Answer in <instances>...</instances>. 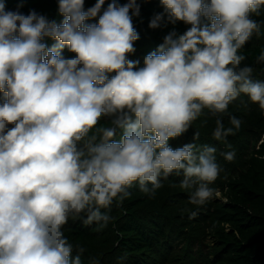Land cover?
Returning a JSON list of instances; mask_svg holds the SVG:
<instances>
[{"label":"clouds","instance_id":"9594fccd","mask_svg":"<svg viewBox=\"0 0 264 264\" xmlns=\"http://www.w3.org/2000/svg\"><path fill=\"white\" fill-rule=\"evenodd\" d=\"M160 3L150 28L189 27L169 31L138 67L128 59L139 39L137 0L106 8L96 0L87 10L85 0H58L60 22L0 2V264H82L85 250L72 255L64 226L82 219L99 232L112 219L102 209L122 204L134 185L152 197L162 179L182 173L190 204L219 196L210 186L221 172L216 147H197L199 133L175 149L169 142L205 109L218 117L215 140L234 135L241 120L230 116L225 128L219 117L241 94L264 113V81L241 53L261 35L264 21L253 17L264 0ZM221 156L231 162L236 153Z\"/></svg>","mask_w":264,"mask_h":264},{"label":"trees","instance_id":"16d2710c","mask_svg":"<svg viewBox=\"0 0 264 264\" xmlns=\"http://www.w3.org/2000/svg\"><path fill=\"white\" fill-rule=\"evenodd\" d=\"M0 2L5 3L7 10H19L25 15L35 10L49 20L60 22L63 19L58 12V0ZM109 2L110 0H105V8ZM119 2L123 4L127 0ZM95 3L96 0H85V10ZM137 3L140 4V15L133 17V25L139 39L134 44L135 53L130 54L128 59L139 61L138 67H142L144 57L157 50L169 31L174 28L178 33H183L189 26L178 21L175 25L168 24L167 27L152 29L149 27L151 19L164 12L160 0H137ZM253 18L264 21V14ZM97 21L98 17L88 22ZM48 43L51 44L52 41L49 40ZM261 50H264V25L261 35H254L241 49V53L247 57L242 66H251L253 73L264 71V63L256 62ZM63 54L71 55L66 48ZM2 100L3 94L0 93V102ZM261 115L263 113L259 112L257 120L247 121L242 109L230 104L228 112L219 118L222 119L224 127L229 128L233 127L229 117L235 116L241 120V127L234 135L217 141L212 133L218 117L205 109L186 133L169 142L175 149L192 142L194 134L199 133V138L195 141L197 147H216V160L221 158L224 165L234 170L226 180L227 191L224 196L227 201L219 200L214 207L213 220L207 232L211 239L210 261L206 264H264V143L253 145L251 151L245 154V160L234 159L229 162L222 159L220 154L221 150H234L236 154H242L243 151L239 153L236 147L241 148L244 145V136L249 133L247 131L260 138L264 133V128H261L264 127V119ZM105 122L102 120L101 124ZM253 125L261 126L260 130H251ZM121 134V130H118L117 139ZM183 178L182 173H173L167 179H162V187L157 189L152 197L142 193L138 185L129 188L131 195L122 204L118 206L113 202L110 210L102 209L108 211L112 219L107 227L99 232L95 231V224L85 226L82 219L70 218L64 226V234L73 245L72 255L75 256L76 249L82 247L85 250L81 254L82 264H90L92 260H95L96 264H153L161 255H164L167 262L165 251L172 248V233L176 230L175 226L182 224L176 220L181 216L178 213L180 210L174 207L171 197L177 195L185 198L186 191L180 186Z\"/></svg>","mask_w":264,"mask_h":264},{"label":"rangeland","instance_id":"374dc122","mask_svg":"<svg viewBox=\"0 0 264 264\" xmlns=\"http://www.w3.org/2000/svg\"><path fill=\"white\" fill-rule=\"evenodd\" d=\"M252 78L254 80L264 81V71L254 72ZM231 104L242 109L244 118L247 121H255L259 118L258 115L259 112H261L259 106L253 104L246 95L241 94L240 97ZM261 117L264 119V113ZM262 122L264 123V121ZM260 127L261 126L253 125L251 130L255 129L254 131H259ZM261 128L263 129L264 127ZM247 132L249 133L244 136V145L241 148L236 147L239 153L242 151L243 153L240 155L236 154L235 159L245 160V154H248L251 151V147L253 145L259 146L261 141L264 140V133L260 138H257L250 131ZM222 152L226 151L221 150L220 154ZM221 157L224 159L223 156ZM218 162H221V164H219L221 172L214 184L210 186L219 192V196L200 207L189 203V197L194 189H185L186 195L183 194L185 195V198L177 195L171 197L174 207H176V209L179 208L180 210L178 213L181 216H178L176 220L182 222V224L178 227L175 226L176 230L172 233L171 239L172 248L165 251V258L168 259V261L166 262L164 255H161L153 264H206L210 261L211 239L207 235V232L210 228V223L213 220L215 204L219 200L221 202L227 201V197L224 196V192L227 191L226 180L234 172L229 166L223 164L221 158L217 160V163ZM192 212H196L197 215L192 217Z\"/></svg>","mask_w":264,"mask_h":264}]
</instances>
